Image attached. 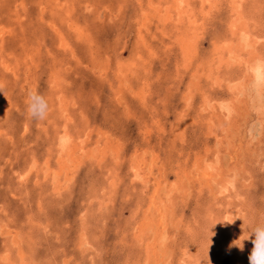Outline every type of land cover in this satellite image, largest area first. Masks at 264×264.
Instances as JSON below:
<instances>
[{"label": "rangeland", "instance_id": "374dc122", "mask_svg": "<svg viewBox=\"0 0 264 264\" xmlns=\"http://www.w3.org/2000/svg\"><path fill=\"white\" fill-rule=\"evenodd\" d=\"M172 2L0 0V264H193L190 249L196 254L198 264H249L253 244L251 239L245 240L248 228L264 213V106L257 107L258 101L254 103L256 106L250 102L257 100L256 88L264 89V82L258 83L246 64L264 55V44L258 43L264 41V0H212V5L205 2L204 7L201 0H191V10L180 22L176 13L171 14L170 20L163 17ZM253 22L257 25L253 26ZM175 25L188 29L187 36L198 43L197 57H190L193 66L180 57V45L174 39ZM227 25L233 26L234 34L228 35ZM246 27L255 45L246 47L251 51L240 52L241 65L233 61L225 64L223 70H230L225 71L226 77L235 74L233 83L230 84L229 78V84L224 80L216 86L208 60L215 65L221 59L216 58L213 50L223 45L240 47ZM58 34L65 37L64 45ZM209 53L211 58L207 57ZM55 71L64 77L60 81L62 85H56L59 91L50 88L51 78L58 77ZM32 90L43 93L49 101V113L43 122L26 114L25 99ZM211 95L215 97L211 103L224 98L227 104L236 106V109L232 106L231 119L224 115L225 124L216 129L209 126L213 110L205 105ZM233 95L246 104L243 113L239 103L233 101ZM61 97L66 100L65 105ZM204 98L209 101L204 103ZM60 104L68 108L66 112L59 108ZM67 136L86 150L76 149V155L63 151L61 141ZM104 138L115 144L118 154H104L101 150L96 154L86 153L95 144L102 148ZM132 153L140 155L142 160L132 161ZM216 155L221 157L219 164ZM200 169L206 172H199ZM59 179L61 184L56 182ZM226 180L235 183L234 188L230 183L229 191ZM3 220L10 226L3 225ZM83 233L90 237L89 244L80 243ZM239 238L237 243L244 240L243 250L230 248ZM147 258H151L149 262Z\"/></svg>", "mask_w": 264, "mask_h": 264}, {"label": "bare ground", "instance_id": "6f19581e", "mask_svg": "<svg viewBox=\"0 0 264 264\" xmlns=\"http://www.w3.org/2000/svg\"><path fill=\"white\" fill-rule=\"evenodd\" d=\"M160 1H164V0H160ZM215 1V0H214ZM233 2L235 1V0H232ZM262 1V0H261ZM48 2H52V1H48ZM156 2V1H155ZM168 2V1H167ZM166 2V3H167ZM201 2L203 3V7H204V4H205V2L207 3V2H209V3H211L212 2V0H201ZM232 2V3H233ZM148 3V2H147ZM190 3H191V0H173V2H172V7H171V9H167L166 11H165V14L163 15V17H164V19H171V14H174V13H176V19H178L179 21L178 22H180V20H183L184 19V16H186L187 15V13L188 12H190L189 11V9H190ZM258 3V2H257ZM142 4V3H141ZM151 4V3H150ZM215 4V3H214ZM262 4H264V3H262ZM161 5V4H160ZM211 5H212V3H211ZM221 5V4H220ZM236 5V4H235ZM253 5H255V4H253ZM85 6V5H84ZM152 6V5H151ZM166 6V5H165ZM215 6V5H214ZM234 6V5H233ZM239 6V5H238ZM247 6V5H246ZM258 6V5H257ZM262 6V5H261ZM53 7V6H52ZM90 7V6H89ZM153 7V6H152ZM161 7V6H160ZM160 7H159V10H160ZM170 7V6H169ZM71 8V7H70ZM239 8V7H238ZM242 9V8H241ZM240 9V10H241ZM152 10V9H151ZM191 10V9H190ZM68 11V10H67ZM164 11V10H163ZM172 11V12H171ZM231 11V10H230ZM233 11H236V10H234L233 9ZM243 11V10H242ZM259 11V10H258ZM66 12V11H65ZM192 12H194V11H192ZM239 12V11H238ZM84 13V12H83ZM151 13V12H150ZM160 13V12H159ZM140 14V13H139ZM202 14V13H201ZM236 14V13H235ZM70 15V14H69ZM162 15V14H161ZM160 15V16H161ZM192 15V14H191ZM221 15V14H220ZM233 15V14H232ZM243 15V14H242ZM247 15V14H246ZM175 16V15H174ZM238 16V15H237ZM241 17V16H240ZM243 17H244V15H243ZM194 18V17H193ZM227 18V17H226ZM236 18H238V17H236ZM245 18V17H244ZM264 18V17H263ZM243 19V18H242ZM248 19V18H247ZM246 19V20H247ZM255 19H257V17H255ZM87 20V19H86ZM187 20V19H186ZM193 20V19H192ZM165 21V20H164ZM194 21H196L195 19H194ZM248 21V20H247ZM53 22V21H52ZM56 22V21H55ZM107 22V21H106ZM187 22H188V20H187ZM190 22V21H189ZM185 23V22H184ZM196 23V22H195ZM202 23V22H201ZM242 23V22H241ZM245 23H247V22H245ZM182 24H183V21H182ZM192 25H193V23H191ZM230 24H234V23H230ZM247 24H249V23H247ZM261 24H263V22L261 23ZM198 25V24H197ZM202 25V24H201ZM229 25V24H228ZM227 25V29H226V31H227V33H228V35H230L229 33L231 32V33H233L234 34V32H235V30L233 29V26H235V25H230V26H228ZM250 25V24H249ZM254 25H257V24H254V22H253V26ZM83 26V25H82ZM175 26H177V27H175ZM174 26V32L176 33V35H177V37L176 38H174V39H176L178 42H179V47H180V53H181V55H180V57L182 58V59H185V63H187V62H190L191 63V66H193L192 65V63L194 62V60H191L190 59V57H192V59H193V57L194 56H196L195 54H197V48H196V46H197V42L195 43L194 42V39H192V37L191 36H187V30L184 28V29H182L183 27H179V25H175ZM189 26V25H188ZM200 26V25H199ZM237 26V25H236ZM235 26V27H236ZM264 26V25H263ZM76 28H78V25H76L75 26ZM139 27H141V26H139ZM142 27H143V29H144V26L142 25ZM178 27H179V29H181L180 31H179V29H178ZM196 27V26H195ZM257 26H255V28H256ZM137 28V27H136ZM199 28V27H198ZM201 28V27H200ZM241 28V27H240ZM111 29V28H110ZM141 29V28H140ZM194 29V28H193ZM197 29V28H196ZM224 29V28H223ZM254 29V28H253ZM259 29V28H258ZM61 30V29H60ZM246 31H244V35H242L241 37H242V43H240V47L239 46H237V47H235V45L234 44H236V42L233 44L234 45V47L233 46H230V45H223V46H220V47H217L216 45V47H215V49L213 50V53L216 55V58H218V56H219V58L221 59V63H219V64H216L215 63V65H214V62H213V64H212V61H210V60H208V58H211L212 57V53H209L208 54V58H207V60L210 62L209 63V67L211 68V70H210V72L212 73V75H210V76H212V79L214 80V82H215V84H216V86H217V84H220V83H222V82H224V80H226L227 81V83L229 84L230 83V79L232 80L231 81V83L230 84H232L233 83V78L232 77H235V74H234V76H232L230 79L228 78V77H226V72L228 71V72H230V70L228 69V70H226L225 69V71L223 70V68H224V66H225V64L227 63V65H229L230 64V61L232 62H237V63H239V65H241L242 63H243V61L242 60H240V57H241V54H240V52H243V50H248V51H251L250 49H248L249 47H251L252 45H253V43H254V39H253V37L251 36V34H250V30L248 31L247 30V27H246V29H245ZM143 31V30H142ZM168 31V30H167ZM223 31V30H222ZM261 31V30H260ZM83 32V31H82ZM166 32V31H165ZM192 32V31H191ZM200 32V31H199ZM256 32V31H255ZM193 33V32H192ZM201 33V32H200ZM264 33V32H263ZM139 34H141V33H139ZM185 34V35H184ZM194 34V33H193ZM197 34V33H196ZM232 34V35H233ZM59 36H58V39H60V43L62 44V45H64L65 44V37L64 36H61V34H58ZM163 35V34H162ZM218 35H220V34H218ZM257 35H258V33H257ZM141 36H142V34H141ZM196 36V35H195ZM224 36H225V34H224ZM259 36V35H258ZM263 36V35H262ZM144 37V36H143ZM150 37V36H149ZM194 37V36H193ZM199 37V36H198ZM232 37V36H231ZM45 38V37H44ZM78 38V37H77ZM218 38H219V36H218ZM217 38V39H218ZM229 38V37H228ZM235 38V37H234ZM256 38H259V37H256ZM262 38V37H261ZM87 39V38H86ZM142 38H140V40H141ZM220 39V38H219ZM224 39H226V38H224ZM91 40V39H90ZM197 40V39H196ZM234 40V39H233ZM258 39H256V41H257ZM43 41V40H42ZM87 41V40H86ZM142 41V40H141ZM229 41V40H228ZM236 41V40H235ZM238 41H239V39H238ZM255 41V42H256ZM144 42V41H143ZM162 42V41H161ZM216 42V41H215ZM258 42V41H257ZM256 42V43H257ZM264 42V41H263ZM263 42H258V43H262V44H264ZM95 43V42H94ZM146 43V42H145ZM257 43V44H258ZM38 44V43H37ZM256 44V45H257ZM260 44H259V46H260ZM262 44H261V46H262ZM44 45V44H43ZM161 45V44H160ZM169 45V44H168ZM254 45H255V43H254ZM1 46V45H0ZM67 46V45H66ZM213 46V45H212ZM61 47H63V46H61L60 45V48ZM172 47V46H171ZM199 47H200V45H199ZM246 47H248L247 49H246ZM256 47V46H255ZM254 48V47H253ZM63 49V48H62ZM136 49V48H135ZM256 49H260L259 47H257ZM146 50V49H145ZM166 50V49H165ZM65 51V50H64ZM137 51V50H136ZM248 51H247V53H248ZM261 51V50H260ZM253 52V51H252ZM79 53V52H78ZM84 53V52H83ZM192 53V54H191ZM198 53H199V51H198ZM251 53V52H250ZM249 53V54H250ZM256 53V52H255ZM255 53H254V55H255ZM258 53H259V50H258ZM42 54V53H41ZM240 54V55H239ZM243 54V53H242ZM261 54V53H260ZM260 54H258V55H260ZM264 54V53H263ZM10 55V54H9ZM32 55V54H31ZM109 55V54H108ZM140 55V54H139ZM138 55V56H139ZM148 55V54H147ZM192 55V56H191ZM244 55V54H243ZM242 55V56H243ZM252 55V54H251ZM75 56V55H74ZM246 56V55H245ZM244 56V57H245ZM261 56V55H260ZM27 57H28V55H27ZM55 57V56H54ZM92 57V56H91ZM197 57V56H196ZM251 57H253V55L251 56ZM10 58V57H9ZM29 58V57H28ZM34 58V57H33ZM41 58V57H40ZM39 58V59H40ZM63 58V57H62ZM167 58V57H166ZM215 58V59H216ZM246 58V57H245ZM32 59V58H31ZM64 59V58H63ZM87 59V58H86ZM96 59V58H95ZM213 60V61H217V60ZM219 59V60H220ZM241 59H243V58H241ZM252 59V58H251ZM79 60V59H78ZM93 60V59H92ZM128 60V59H127ZM134 60V59H133ZM137 60V59H136ZM160 60V59H159ZM205 60H206V58H205ZM224 60H226V61H224ZM249 60V59H248ZM119 61H120V59H119ZM179 61V60H178ZM182 61V60H181ZM197 61V60H196ZM201 61H204V60H201ZM224 61V62H223ZM75 62V61H74ZM95 64H97V61L95 60ZM118 62V61H117ZM180 62V61H179ZM200 62V61H199ZM246 62V61H245ZM90 63V62H89ZM120 63V62H119ZM124 63V62H123ZM151 63V62H150ZM206 63V62H205ZM5 64V63H4ZM8 64V63H7ZM95 64H94V66H95ZM177 64V63H176ZM182 64V63H181ZM93 65V64H92ZM106 65H108V64H106ZM112 65V64H111ZM134 65V64H133ZM151 65V64H150ZM188 65H189V63H188ZM201 65V64H200ZM207 65H208V63H207ZM247 66H248V68L249 69H251V70H248V72L249 73H253L254 74V76L256 77V81L258 82V83H260V82H264V55H262L261 57H257V58H255V60H253V61H249L247 64H246ZM53 66V65H52ZM87 66V65H86ZM98 66L99 65H97V68H98ZM113 66V65H112ZM115 66H116V64H115ZM180 66V65H179ZM195 66H198V65H195ZM203 66V65H202ZM91 67V66H90ZM102 67V66H101ZM176 67H178V66H176ZM181 67V66H180ZM208 67V68H209ZM228 67V66H227ZM43 68V67H42ZM46 68V67H45ZM96 68V69H97ZM115 68H118L117 66L115 67ZM188 68V67H187ZM191 68H193V67H191ZM190 68V69H191ZM246 68V67H245ZM5 69V68H4ZM10 69V68H9ZM14 69V68H13ZM105 69V68H104ZM179 69H182V68H179ZM179 69H176V70H179ZM6 70V69H5ZM119 70H121V65H119ZM123 70H124V67H123ZM129 70V69H128ZM196 70V69H195ZM200 70H202V69H200ZM183 71V70H182ZM204 71H205V68H204ZM251 71V72H250ZM33 72V71H32ZM35 72V71H34ZM48 72V71H47ZM123 73H124V71H122ZM144 72L147 74L148 72H146L145 70H144ZM209 72V73H210ZM10 72H8V74H9ZM57 73V74H56ZM80 73V72H79ZM100 73V72H99ZM102 73H103V71H102ZM112 73V72H111ZM115 73V72H114ZM128 73V72H127ZM145 73H144V75H145ZM248 73V74H249ZM7 74V73H6ZM54 74H56L58 77H52L51 78V80H50V85H51V87L50 88H52V89H54V90H58L59 88H56V85L59 87V84H61L62 82H60L61 81V79H64V77L63 76H61L60 75V73L59 72H56L55 71V73ZM95 74V73H94ZM165 74V73H164ZM176 74V73H175ZM199 74V73H198ZM228 74V73H227ZM232 74H233V72H232ZM237 74H239V76L238 77H241L240 76V72L239 73H237ZM237 74H236V76H237ZM36 75V74H35ZM113 75V74H112ZM124 75H126V74H124ZM150 75V74H149ZM149 75H147V76H149ZM160 75V74H159ZM158 75V76H159ZM196 75V74H195ZM206 75V74H205ZM119 76V75H118ZM142 76V75H141ZM154 76V75H153ZM198 76V75H197ZM196 76V77H197ZM228 76H230V73L228 74ZM63 77V78H62ZM82 77V76H81ZM113 77V76H112ZM143 77V76H142ZM156 77V76H155ZM160 77V76H159ZM179 77H181V76H179ZM178 77V78H179ZM59 78V79H58ZM74 78V77H73ZM127 79H128V76L126 77ZM147 77H145L144 79H146ZM175 78V76L173 77V79ZM199 78V77H198ZM236 78V77H235ZM72 79V78H71ZM78 79V78H77ZM172 79V80H173ZM182 79V78H181ZM193 79H194V77H193ZM201 79V78H200ZM200 79H198V80H200ZM206 79V78H205ZM211 79V80H212ZM241 79V78H240ZM242 79H243V77H242ZM6 80V79H5ZM68 80V79H67ZM87 80V79H86ZM150 80V79H149ZM161 80H162V78H161ZM175 80H176V78H175ZM204 80V79H203ZM237 80H239L238 78H237ZM252 80V79H251ZM254 80V79H253ZM69 81V80H68ZM195 81H196V79H195ZM208 81L209 80H207V83H208ZM255 81V82H256ZM42 82V81H41ZM44 82V81H43ZM119 82V81H118ZM236 82V81H235ZM239 83H240V81H238ZM249 82V81H248ZM25 83V82H24ZM83 83V82H82ZM114 83V82H113ZM117 83V82H116ZM128 83H130L129 81H128ZM146 83V82H145ZM149 83V82H148ZM173 83H174V80H173ZM188 83V82H187ZM226 83V84H227ZM243 83H245V82H243ZM69 84V83H68ZM73 84V83H72ZM84 84V83H83ZM144 84V83H143ZM194 84V83H193ZM209 84V83H208ZM250 84H251V81H250ZM263 84V83H262ZM36 85V84H35ZM62 85V84H61ZM64 85V84H63ZM110 85V84H109ZM113 85V84H112ZM123 85V84H122ZM188 85V84H187ZM190 85V84H189ZM200 85V84H199ZM202 85V84H201ZM204 85V84H203ZM238 85V84H237ZM236 84H235V86H237ZM244 85V84H243ZM34 86V85H33ZM70 86V85H69ZM68 86V87H69ZM151 86V85H150ZM173 86V85H172ZM174 86H176V85H174ZM173 86V87H174ZM215 86V85H214ZM226 86V85H225ZM229 86V85H228ZM260 86V85H259ZM1 87H3V86H1ZM47 87V86H46ZM45 87V88H46ZM100 87V86H99ZM119 87V86H118ZM127 87V86H126ZM188 87V86H187ZM197 87V86H196ZM195 87V88H196ZM239 87V86H238ZM255 87H257V85L255 86ZM114 88V87H113ZM152 88H153V85H152V87H151V90H152ZM191 88H192V86H191ZM232 88V87H231ZM240 89L242 88V86L241 87H239ZM246 88V87H245ZM250 88V87H249ZM64 89V88H63ZM98 89V88H97ZM143 89H144V87H143ZM150 89V88H149ZM178 89V88H177ZM194 89V88H193ZM232 89H234V88H232ZM239 89V90H240ZM244 88H242V90H243ZM246 89H248V88H246ZM48 90V89H47ZM111 90V89H110ZM121 90V89H120ZM134 90H136V89H134ZM168 90V89H167ZM222 90V89H221ZM229 90V89H228ZM231 90V89H230ZM235 91L237 90V89H234ZM53 91V90H52ZM59 91V90H58ZM74 91V90H73ZM85 91V90H84ZM87 91V90H86ZM89 91V90H88ZM91 91V90H90ZM109 91V90H108ZM118 91V90H117ZM116 91V92H117ZM129 91V90H128ZM200 91V90H199ZM202 91H204V90H202ZM206 91V90H205ZM232 91V90H231ZM244 91V90H243ZM50 92H51V90H50ZM50 92H49V94H50ZM53 92H56V91H53ZM93 92V91H92ZM92 92H90V94L92 93ZM96 92V91H95ZM137 92V91H136ZM184 92V91H183ZM189 92V91H188ZM237 92V91H236ZM235 92V93H236ZM249 92V91H248ZM246 93V94H249V93H251V92H249V93ZM63 93V92H62ZM131 93V92H130ZM140 93V92H139ZM149 93H150V91H149ZM151 93H153V92H151ZM190 93V92H189ZM205 93V92H204ZM232 94H233V92H231ZM43 94V93H42ZM112 94H114V93H112ZM120 94V93H119ZM123 94V93H122ZM202 94V93H201ZM237 94H238V92H237ZM243 94V93H242ZM255 94H258V95H256V97L255 98H257V100H255V99H253V102L251 101L250 103H256L257 101V107H263L264 106V96H263V94H264V89L263 88H260L259 90H258V88H256V91H255ZM44 95V94H43ZM67 95V94H66ZM96 95V94H95ZM138 95V94H137ZM203 95V94H202ZM206 95V94H205ZM210 95V94H209ZM208 95V96H209ZM213 95V94H212ZM210 96V101L208 100V99H206V98H204L203 99V101H204V103H205V101H209V103L207 104V103H205V105H208V107L209 108H211V110H213V112L212 113H210V120H212V121H209V122H211V123H209V126H210V128L211 129H213L214 127H215V129L217 128V126L219 127V126H221V124L222 123H224L223 122V117H224V115H226L227 117H229L230 119H231V117H230V115H231V109H232V106L231 105H229V104H227V102H225V100H224V98L223 99H215V101L213 102V103H211V100H213V99H211V98H215L214 96ZM253 94H251V96H252ZM68 96H70V95H68ZM120 96V95H119ZM142 96V95H141ZM207 96V97H208ZM226 96V95H225ZM230 96H232L231 94H230ZM56 97V96H55ZM59 97H60V93H59ZM73 97V96H72ZM123 97V96H122ZM139 97V96H138ZM149 97H150V95H149ZM199 97H200V95H199ZM53 98V97H52ZM58 98V97H57ZM66 98V97H65ZM68 98V97H67ZM77 98V97H76ZM79 98H82V97H79ZM78 98V99H79ZM101 98V97H100ZM124 98V97H123ZM126 98V97H125ZM185 98H186V96H185ZM221 98V97H220ZM226 98V97H225ZM228 98H229V96H228ZM244 98H246V97H244ZM251 98H253V97H251ZM69 99V98H68ZM87 99H89V98H87ZM91 99V98H90ZM95 99V98H94ZM111 99V98H110ZM153 99V98H152ZM151 99V100H152ZM230 99V98H229ZM6 100V99H5ZM51 100V99H50ZM81 100H83V99H81ZM111 100H113V99H111ZM141 100V99H140ZM147 100V99H146ZM149 100V99H148ZM150 100V101H151ZM246 100H247V98H246ZM59 101V100H58ZM71 102H72V100H70ZM77 101H79V100H77ZM88 101V100H87ZM90 101V100H89ZM99 101V100H98ZM125 101H126V99H125ZM186 101H187V98H186ZM189 101V100H188ZM230 101H231V99H230ZM233 101H235V102H237V103H239V106H238V108L239 109H241V112H242V110H245V105L246 104H243V100H240V98H239V96H237V95H233ZM232 101V102H233ZM60 102V101H59ZM66 102V100L64 99V98H62L61 97V103L62 104H64ZM105 102V101H104ZM141 102H142V100H141ZM164 102V101H163ZM162 102V103H163ZM191 102V101H190ZM189 102V103H190ZM246 102V101H245ZM67 103H70L69 101L67 102ZM102 103H103V101H102ZM129 103V102H128ZM137 103H139L138 101H137ZM54 104H55V101H54ZM66 104V103H65ZM64 104V105H65ZM140 104V103H139ZM191 104V103H190ZM234 104V103H233ZM249 103L247 102V105H248ZM13 105V104H12ZM15 105V104H14ZM13 105V106H14ZM51 105V104H50ZM69 105V104H68ZM86 105V104H85ZM84 105V106H85ZM123 105V104H122ZM126 105V104H125ZM125 105H123V106H125ZM145 105V104H144ZM144 105H143V107H144ZM161 105V104H160ZM163 105H165V104H163ZM186 105V104H185ZM196 105V104H195ZM255 105V104H254ZM60 106H61V104H60ZM82 106V105H81ZM88 106V105H87ZM90 106V105H89ZM102 106V105H101ZM188 106V105H187ZM191 106V105H190ZM201 106H203L202 104H201ZM252 106V105H251ZM256 106V105H255ZM14 107H16V106H14ZM92 107H94V106H92ZM128 107V106H127ZM142 107V106H141ZM196 107V106H195ZM235 109H236V106H233ZM21 108V107H20ZM50 108V107H49ZM59 108H61V110L62 111H64V112H66L67 111V109L68 108H65V107H59ZM73 108V107H72ZM102 108V107H101ZM136 108V107H135ZM237 108V109H238ZM249 108V107H248ZM74 109V108H73ZM148 109V108H147ZM254 109V108H253ZM56 110H58V108H56ZM60 110V109H59ZM70 110H71V108H70ZM134 110V109H133ZM205 110V109H204ZM203 110V111H204ZM257 110V109H256ZM259 111L261 110V109H258ZM78 111V110H77ZM89 111V110H88ZM128 111V110H127ZM135 111V110H134ZM137 111V110H136ZM151 111V110H150ZM154 111V110H153ZM189 111H190V109H189ZM191 111H192V109H191ZM207 112H208V110H206ZM234 111V110H233ZM248 111V110H247ZM264 111V110H263ZM2 112H3V110H2ZM152 112V111H151ZM150 112V113H151ZM157 112V111H156ZM244 112V111H243ZM242 112V113H243ZM68 113V112H67ZM70 113V112H69ZM78 113V112H77ZM96 113H98V112H96ZM106 113V112H105ZM125 113H126V110H125ZM129 113H133V111L132 112H129ZM134 113H136V112H134ZM168 113V112H167ZM251 113V112H250ZM262 113V112H261ZM260 113V114H261ZM27 114V113H26ZM64 114V113H63ZM66 114V113H65ZM64 114V115H65ZM111 114V113H110ZM154 114V113H153ZM159 114V113H158ZM164 114H165V112H164ZM193 114H194V112H193ZM203 114V113H202ZM246 114H248V113H246ZM9 115V114H8ZM53 115V114H52ZM62 115V114H61ZM68 115V114H67ZM69 115H72L71 113L69 114ZM76 115V114H75ZM87 115V114H86ZM85 115V116H86ZM112 115V114H111ZM124 115V114H123ZM136 115V114H135ZM135 115H134V117H135ZM245 115V114H244ZM250 115V114H249ZM90 116V115H89ZM113 116V115H112ZM132 116V115H131ZM153 116V115H152ZM160 116V115H159ZM189 116V115H188ZM194 116V115H193ZM225 116V117H226ZM59 117V116H58ZM72 117V116H71ZM70 117V118H71ZM91 117V116H90ZM144 117V116H143ZM143 117L141 118V119H143ZM191 117V116H190ZM6 118V117H5ZM22 118V117H21ZM63 118V117H62ZM74 118V117H73ZM82 118V117H81ZM107 118V117H106ZM146 118V117H145ZM176 118H177V116H176ZM201 118V117H200ZM50 119V118H49ZM65 119V118H64ZM67 119H69V118H67ZM92 119V118H91ZM96 119V118H95ZM104 119V118H103ZM162 119V118H161ZM182 119V118H181ZM194 119H195V117H194ZM202 119V118H201ZM209 119V118H208ZM89 120H90V118H89ZM146 120V119H145ZM145 120H143V121H145ZM148 120V119H147ZM155 120V119H154ZM196 120V119H195ZM213 120H215V122H214V124H212V122H213ZM252 120V119H251ZM51 121V120H50ZM70 121V120H69ZM68 121V123H70ZM75 121V120H74ZM142 121V120H141ZM140 121V122H141ZM156 121V120H155ZM176 121V120H175ZM40 122V121H39ZM43 122V121H42ZM76 122V121H75ZM111 122V121H110ZM178 122V121H177ZM230 123H231V121H229ZM21 123V122H20ZM73 123V122H72ZM83 123V122H82ZM85 123V122H84ZM84 123H83V125H84ZM155 123V122H154ZM162 123V122H161ZM170 123V122H169ZM198 123H199V121H198ZM27 124V123H26ZM43 124V123H42ZM65 124H67L66 122H65ZM76 124V123H75ZM133 124V123H132ZM142 124H144V123H142ZM174 124V123H173ZM194 125H195V123H193ZM225 124V123H224ZM233 124V123H232ZM56 125V124H55ZM77 125V124H76ZM137 125V124H136ZM141 125V124H140ZM148 125V124H147ZM146 125V126H147ZM230 125V124H229ZM65 126V125H64ZM67 126V125H66ZM80 126V125H79ZM102 126V125H101ZM125 126V125H124ZM155 126H156V124H155ZM159 126V125H158ZM21 127V126H20ZM61 127H62V125H61ZM60 127V128H61ZM84 127V126H83ZM87 127V126H86ZM90 127H92V126H90ZM98 127V126H97ZM96 127V128H97ZM148 127V126H147ZM228 127V126H227ZM233 127V126H232ZM67 128V127H66ZM156 128V127H155ZM170 128V127H169ZM234 128V127H233ZM240 128V127H239ZM33 129V128H32ZM83 128H81V130H82ZM88 129H89V127H88ZM160 129H162L161 128V126H160ZM159 129V130H160ZM241 129V128H240ZM256 129V128H255ZM103 130L105 131V129L103 128ZM142 130V129H141ZM188 130V129H187ZM61 131V130H60ZM59 131V132H60ZM67 131V130H66ZM73 132H74V129L72 130ZM78 131V130H77ZM89 131V130H88ZM100 130H98V132H99ZM114 131H116V130H114ZM192 131V130H191ZM230 131H232V130H230ZM112 132V131H111ZM180 132H182L181 130H180ZM218 132V131H217ZM235 132V131H234ZM40 133V132H39ZM61 133H63V132H61ZM67 133V132H66ZM65 133V134H66ZM69 133V132H68ZM82 133H84L83 131H82ZM104 133V132H103ZM123 133V132H122ZM126 133V132H125ZM70 134L71 133H69V136H70ZM86 134V133H85ZM100 134V133H99ZM148 134V133H147ZM180 134V133H179ZM221 134V133H220ZM231 134H233V133H231ZM251 134V133H250ZM76 135V134H75ZM83 135V134H82ZM113 135V134H112ZM115 135V134H114ZM152 135V134H151ZM186 135V134H185ZM234 135V134H233ZM237 135V134H236ZM239 135V134H238ZM262 135V134H261ZM84 136V135H83ZM106 136V135H105ZM148 136V135H147ZM146 136V137H147ZM160 136V135H159ZM221 136V135H220ZM242 136V135H241ZM46 137V136H45ZM119 137V136H118ZM149 137V136H148ZM176 137V136H175ZM185 137V136H184ZM229 137V136H228ZM38 138V137H37ZM40 138V137H39ZM72 138H73V134H72ZM85 138V137H84ZM83 138V139H84ZM89 138H90V135H89ZM108 138V137H107ZM116 138V137H115ZM15 139V138H14ZM70 139H71V137H70ZM70 139H68V136H67V139L65 138H63V140L61 141V143H62V146L64 147V149H63V151H65V150H69V151H72V152H68L69 154H72V153H74L75 155H76V149L77 150H79L80 148V150H82V148L84 149V146H81V145H79V146H77L76 144L77 143H74L73 141L74 140H70ZM77 139V138H76ZM80 139V138H79ZM82 139V138H81ZM105 139V138H104ZM109 139V138H108ZM107 139V141H106V139H105V144L103 145V147L101 148V147H99L98 145H96L95 144V147L91 150V151H89L88 152V150H90L89 148H87V151H86V153H88V154H96V153H98V151H100L101 150V153L102 152H104V154H107L108 152H110V154H111V152L113 153V154H118V152H119V150L117 149V147H115V144L111 141V142H109L110 140H108ZM114 139V138H113ZM119 139V138H118ZM207 139V138H206ZM211 139V138H210ZM229 139H230V137H229ZM58 140V139H57ZM85 140H87V138L85 139ZM88 140H90V139H88ZM209 140V139H208ZM226 140V139H225ZM250 140H252V139H250ZM12 141V140H11ZM84 141V140H83ZM103 141V140H102ZM117 141V140H116ZM119 141V140H118ZM49 142V141H48ZM89 142V141H88ZM96 142V141H95ZM103 142V143H104ZM54 143V142H53ZM60 143V144H61ZM80 143V142H79ZM83 143V142H82ZM102 143V142H101ZM120 143H121V141H120ZM128 143V142H127ZM217 143H219V142H217ZM226 143V142H225ZM264 143V142H263ZM70 144H72V149H71V146H70ZM142 144V143H141ZM186 144V143H185ZM229 144V143H228ZM231 144V143H230ZM124 145V144H123ZM244 145V144H243ZM56 146V145H55ZM91 146H92V144H91ZM90 146V147H91ZM125 146V145H124ZM228 146V145H227ZM230 146V145H229ZM53 147V146H52ZM88 147V146H87ZM122 147V146H121ZM154 147V146H153ZM157 147V146H156ZM208 147V146H207ZM225 147V146H224ZM39 148V147H38ZM58 148H59V146H58ZM143 148V147H142ZM171 148V147H170ZM218 148V147H217ZM226 148H228V147H226ZM110 149V151H108ZM143 149H145V148H143ZM35 150V149H34ZM46 150V149H45ZM44 150V151H45ZM86 149H84V151H85ZM139 150V149H138ZM160 150V149H159ZM33 151V150H32ZM31 151V152H32ZM40 151V150H39ZM62 151V150H61ZM83 151V150H82ZM134 151V150H133ZM212 151V150H211ZM210 151V152H211ZM240 151V150H239ZM78 152V151H77ZM135 152V151H134ZM140 152V151H139ZM222 152V151H221ZM175 153V152H174ZM63 154V156L66 154V153H62ZM73 154V155H74ZM132 155H133V153H132ZM131 155V156H132ZM150 155V154H149ZM46 156V155H45ZM53 156V155H52ZM80 156V155H79ZM92 156H94V155H92ZM32 157V156H31ZM47 157V156H46ZM68 157V156H67ZM82 157V156H81ZM36 158V157H35ZM43 158V157H42ZM48 158H50V157H48ZM64 158V157H63ZM78 158V157H77ZM102 158V157H101ZM106 158V157H105ZM110 158V157H109ZM122 158V157H121ZM141 158H142V156H141ZM144 158V157H143ZM152 158V157H151ZM194 158V157H193ZM37 159V158H36ZM65 159V158H64ZM71 159H73V158H71ZM81 159V158H80ZM95 159V158H94ZM103 159V158H102ZM107 159V158H106ZM129 159H131V158H129ZM146 159V158H145ZM216 162H218V163H216V164H219L220 163V160H221V157H219L218 155H216ZM239 159V158H238ZM34 160V159H33ZM48 160V159H47ZM51 160V159H50ZM49 160V161H50ZM74 160H75V157H74ZM78 160V159H77ZM128 160V159H127ZM140 160H142V159H140V155H138V154H134L133 155V157H132V161H140ZM152 161H153V159H151ZM156 160V159H155ZM49 161H47V162H49ZM59 161V160H58ZM63 161V160H62ZM68 161V160H67ZM79 161V160H78ZM83 161H85V160H83ZM87 161H89V158L87 159ZM116 161V160H115ZM114 161V162H115ZM196 161H199L198 159L196 160ZM203 161V160H202ZM38 162V161H37ZM64 162H65V160H64ZM69 162H71V161H69ZM119 162V161H118ZM128 162V161H127ZM130 162V161H129ZM149 162V161H148ZM147 162V163H148ZM155 162H157V161H155ZM167 162V161H166ZM210 162V161H209ZM51 163V162H50ZM65 163H67V162H65ZM64 163V164H65ZM74 163V162H73ZM90 163V162H89ZM133 163V162H132ZM132 163H130L131 165H132ZM135 163H139V162H135ZM134 163V164H135ZM149 163H151V162H149ZM35 164V163H34ZM55 164H57V162H55ZM54 164V165H55ZM72 164V163H71ZM97 164V163H96ZM125 164V163H124ZM163 164V163H162ZM196 164V163H195ZM204 165H207V164H209V163H203ZM234 164V163H233ZM51 165V164H50ZM63 165V164H62ZM117 165V164H116ZM192 165V164H191ZM215 165V164H214ZM57 166V165H56ZM59 166V165H58ZM61 166V165H60ZM64 166V165H63ZM96 166V165H95ZM136 166V165H135ZM147 167H149L148 166V164L146 165ZM197 166V165H196ZM219 166V165H218ZM29 167V166H28ZM80 167V166H79ZM121 167V166H120ZM130 167V166H129ZM144 167V166H143ZM195 167V166H194ZM204 167V166H203ZM208 167V166H207ZM206 167V169H208ZM231 167V166H230ZM39 168V167H38ZM51 168H53V167H51ZM70 168V167H69ZM113 169H114V167H112ZM216 168V167H215ZM24 169V168H23ZM30 169V168H29ZM81 169V168H80ZM141 169H143V168H141ZM197 169H198V167H197ZM219 169V171L221 170L220 168H218ZM50 170H52V169H50ZM58 170V169H57ZM62 170H65V169H62ZM68 170V169H67ZM93 170V169H92ZM131 170V169H130ZM181 170V169H180ZM204 170V169H203ZM202 170V171H203ZM34 171V170H33ZM80 171V170H79ZM146 171V170H145ZM194 171H196V170H194ZM201 171V169L199 170V172ZM201 171V172H202ZM205 171V170H204ZM214 171V170H213ZM49 172V171H48ZM60 172L61 171H59V174H60ZM71 172V171H70ZM118 172V170L116 171V173ZM131 172V171H130ZM206 172V171H205ZM205 172H204V174H205ZM210 172V171H209ZM212 172V171H211ZM222 172V171H221ZM228 172V171H227ZM51 173V172H50ZM62 173V172H61ZM72 173V172H71ZM70 173V174H71ZM77 173H78V171H77ZM103 173V172H102ZM113 173V172H112ZM120 173V172H119ZM140 173V172H139ZM153 173V172H152ZM194 173V172H193ZM197 173V172H196ZM213 173V172H212ZM144 174H145V172H144ZM160 174V173H159ZM198 174V173H197ZM203 174V175H204ZM222 174V173H221ZM44 175V174H43ZM47 175H49V174H47ZM51 175V174H50ZM65 175V174H64ZM67 175H69L68 174V172H67ZM78 175V174H77ZM111 175V174H110ZM110 175H108V176H110ZM132 175V174H131ZM137 175V174H136ZM206 175V174H205ZM220 175V174H219ZM231 175V174H230ZM248 175V174H247ZM253 175V174H252ZM58 176V175H57ZM115 176V175H114ZM133 176V175H132ZM137 176H140V175H137ZM145 176V175H144ZM147 176V175H146ZM155 176V175H154ZM153 176V177H154ZM187 176V175H186ZM207 176H209V175H207ZM229 176V175H228ZM53 176H51V178H52ZM86 177V176H85ZM103 177H105V176H103ZM113 177V176H112ZM111 177V178H112ZM135 177V176H134ZM210 177H211V175H210ZM230 177V176H229ZM240 177V176H239ZM46 178V177H45ZM55 178V177H54ZM73 178V177H72ZM76 178V177H75ZM137 178V177H136ZM142 178V177H141ZM144 178V177H143ZM148 178V177H147ZM203 177H201V179H202ZM218 178V177H217ZM216 178V179H217ZM108 179V178H107ZM146 179V178H145ZM158 179V178H157ZM212 178H210V180H211ZM225 179V178H224ZM243 179V178H242ZM46 180V179H45ZM62 180H63V178H62ZM67 180V179H66ZM69 180V179H68ZM140 180V179H139ZM162 180V179H161ZM190 180V179H189ZM197 180V179H196ZM213 180H215V179H213ZM213 180H212V182H213ZM233 180V179H232ZM34 181V180H33ZM60 181H61V179H59V181H56V182H58V184L60 183ZM133 181H135L134 180V178H133ZM137 181V180H136ZM141 181H143L142 179H141ZM148 181V180H147ZM224 181V180H223ZM234 181V180H233ZM55 182V183H56ZM70 182V181H69ZM102 182V181H101ZM197 182H199V179H198V181ZM202 182V181H201ZM216 182V181H215ZM225 182V181H224ZM145 183V182H144ZM231 182L230 181H228V180H226V183L225 184H227L226 186H228V191L230 190L229 189V187L231 186V184H230ZM241 183V182H240ZM61 184V183H60ZM142 184V183H141ZM216 184V183H215ZM54 185V184H53ZM179 185V184H178ZM218 185V184H217ZM234 185H235V183H233L232 184V188H234ZM57 186V185H56ZM66 186V185H65ZM104 186V185H103ZM143 186V185H142ZM158 186V185H157ZM60 187H61V185H60ZM63 187H64V184H63ZM102 187V186H101ZM164 187V186H163ZM176 187V186H175ZM221 187H222V184H221ZM54 188H56V187H54ZM107 188V187H106ZM159 188V187H158ZM178 188V187H177ZM179 188H181L180 186H179ZM218 188V187H217ZM92 189V188H91ZM103 189V188H102ZM102 189H101V191H102ZM105 189V188H104ZM108 189V188H107ZM162 189V188H161ZM172 189V188H171ZM57 190V189H56ZM61 190V189H60ZM59 190V191H60ZM95 190V189H94ZM99 190V189H98ZM159 190V189H158ZM166 190H168V189H166ZM173 190V189H172ZM218 190V189H217ZM223 190V189H222ZM232 190V189H231ZM58 191V190H57ZM58 191V192H59ZM91 191V190H90ZM174 191V190H173ZM226 191V190H225ZM69 192V191H68ZM102 192H105V191H102ZM158 192V191H157ZM161 191H159V193H160ZM172 192V191H171ZM219 192V191H218ZM218 192H215V193H218ZM222 192V191H221ZM101 193V192H100ZM113 193V192H112ZM166 193V192H165ZM168 193V192H167ZM203 193V192H202ZM240 193V192H239ZM92 194V193H91ZM101 194H103V193H101ZM107 194V193H106ZM162 194H164V193H162ZM224 194V193H223ZM159 195V194H158ZM168 195H169V193H168ZM109 196V195H108ZM171 196V195H170ZM205 196V195H204ZM147 197V196H146ZM159 197V196H158ZM167 197V196H166ZM234 197V196H233ZM240 197V196H239ZM105 198V197H104ZM168 198H169V196H168ZM175 198V197H174ZM227 198V197H226ZM159 199V198H158ZM164 199H166L165 197H164ZM206 199V198H205ZM151 200V199H150ZM161 200V199H160ZM201 200V199H200ZM228 200V199H227ZM154 201H156V200H154ZM222 201V200H221ZM152 202V201H151ZM160 202V201H159ZM218 202V201H217ZM211 203V202H210ZM154 205V204H153ZM179 205V204H178ZM160 207H162L161 206V204L159 205ZM156 207V206H155ZM221 207H223V206H221ZM167 208V207H166ZM165 208V209H166ZM212 208V207H211ZM248 208V207H247ZM101 209V208H100ZM138 209V208H137ZM211 210V209H210ZM137 211V210H136ZM144 211V210H143ZM163 211V210H162ZM229 211V210H228ZM164 212V211H163ZM212 212H213V210H212ZM227 212V211H226ZM86 213V212H85ZM165 213V212H164ZM228 213V212H227ZM230 213V212H229ZM228 213V214H229ZM6 214V213H5ZM134 214V213H133ZM231 214V213H230ZM164 215V214H163ZM6 216V215H5ZM148 216H150V215H148ZM232 216V215H231ZM7 217V216H6ZM160 217V216H159ZM159 217H158V219H159ZM229 218H230V215H229ZM228 218V219H229ZM153 218H152V216H151V220H152ZM167 219V218H166ZM33 220V219H32ZM162 220V219H161ZM224 220H225V218H224ZM1 221V220H0ZM154 221V220H153ZM11 222V221H10ZM160 222V221H159ZM163 222V221H162ZM166 223V222H165ZM225 223V222H224ZM2 224L3 225H8V222L6 221V220H3V222H2ZM15 224V223H14ZM0 225H1V223H0ZM149 225V224H148ZM155 225V224H154ZM243 225H246L245 223L243 224ZM2 226V225H1ZM8 226H10V225H8ZM86 226V225H85ZM158 226H159V224H158ZM157 225H156V227H158ZM164 226V225H163ZM244 227V226H243ZM242 227V228H243ZM1 228V227H0ZM49 228V227H48ZM2 229V228H1ZM4 229V228H3ZM151 229V228H150ZM165 230V229H164ZM30 231V230H29ZM151 231H152V229H151ZM158 231V230H157ZM162 231V230H161ZM16 232V231H15ZM87 232H88V230H87ZM155 232H156V229H155ZM159 232H160V228H159ZM163 232V231H162ZM12 233V232H11ZM11 233H10V235H11ZM21 233V232H20ZM148 233V232H147ZM164 233V232H163ZM7 234V233H6ZM88 234V233H87ZM154 234V233H153ZM159 234V233H158ZM162 234V233H161ZM160 234V235H161ZM165 234V233H164ZM176 234V233H175ZM3 235V234H2ZM4 235H5V233H4ZM9 235V234H8ZM152 235V234H151ZM160 235L158 236V238L160 237ZM163 235V234H162ZM15 236V235H14ZM13 236V238L15 239V237ZM138 236H140V235H138ZM176 236V235H175ZM7 237V236H6ZM11 237V236H10ZM152 237V236H151ZM12 238V237H11ZM16 238H17V236H16ZM161 238H163V237H161ZM234 238V237H233ZM10 239V238H9ZM147 239V238H146ZM157 239V238H156ZM17 240V239H16ZM85 240H87V241H85ZM145 240V239H144ZM143 240V241H144ZM160 240V239H159ZM167 240H168V238H167ZM221 240V239H220ZM235 240V239H234ZM5 241V240H4ZM9 241V240H8ZM12 241V240H11ZM80 243L81 244H86V243H90V237L89 236H87V235H85L84 233L82 234V235H80ZM142 241V242H143ZM15 242V241H14ZM18 243H19V241H17ZM155 242H156V240H155ZM164 242H165V240H164ZM11 244V243H10ZM21 244V243H20ZM159 244V243H158ZM173 244V243H172ZM13 245H16V244H14L13 243ZM152 245V244H151ZM163 245V244H162ZM7 246H8V242H7ZM82 247V246H81ZM155 247V246H154ZM150 249H151V247H150ZM190 249V248H189ZM23 252H24V250H22ZM154 251H157L156 249H152V252H154ZM159 251V250H158ZM185 251H186V249H185ZM190 251L192 252H190L191 253V256H192V258H191V260L192 259H194V262L193 261H190V263H192L193 262V264H198V261H196L197 260V258H195L194 257V255L196 256V254H194L193 255V251L190 249ZM21 252V251H20ZM22 252V253H23ZM163 252V251H162ZM187 252V251H186ZM156 253V252H155ZM153 254V253H152ZM160 254V253H159ZM186 255V254H185ZM26 256V255H25ZM162 256V255H161ZM165 256V255H164ZM190 256V255H189ZM7 257H9L8 256V254H7ZM154 257V256H153ZM188 257V256H187ZM198 257V256H197ZM24 258V257H23ZM144 258V257H143ZM160 258V257H159ZM184 258H185V256H184ZM25 259V258H24ZM148 259V262H149V260L151 259H149V258H147ZM170 259V258H169ZM182 259V258H181ZM188 259V258H187ZM186 259V260H187ZM190 259V258H189ZM183 260V259H182ZM207 260V259H206ZM203 261H205V260H203ZM217 261V260H216ZM230 261V260H229ZM200 262V261H199ZM18 263V262H17ZM185 264V263H184ZM202 264V263H201Z\"/></svg>", "mask_w": 264, "mask_h": 264}, {"label": "clouds", "instance_id": "9594fccd", "mask_svg": "<svg viewBox=\"0 0 264 264\" xmlns=\"http://www.w3.org/2000/svg\"><path fill=\"white\" fill-rule=\"evenodd\" d=\"M25 107L28 117L37 121H43L49 113V101L47 97L35 90L27 93ZM248 239H251L253 244V248L248 257L249 264H264V213H261L257 219L250 223L245 240ZM239 240L240 238L234 241L229 247L235 246L243 250L244 240L237 243Z\"/></svg>", "mask_w": 264, "mask_h": 264}]
</instances>
